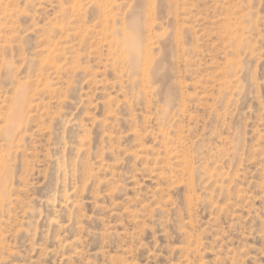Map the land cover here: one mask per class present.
Wrapping results in <instances>:
<instances>
[{
	"label": "rangeland",
	"instance_id": "1",
	"mask_svg": "<svg viewBox=\"0 0 264 264\" xmlns=\"http://www.w3.org/2000/svg\"><path fill=\"white\" fill-rule=\"evenodd\" d=\"M0 181V264H264V0H0Z\"/></svg>",
	"mask_w": 264,
	"mask_h": 264
},
{
	"label": "bare ground",
	"instance_id": "2",
	"mask_svg": "<svg viewBox=\"0 0 264 264\" xmlns=\"http://www.w3.org/2000/svg\"><path fill=\"white\" fill-rule=\"evenodd\" d=\"M132 24H133V23H132ZM134 25H135V24H134ZM130 26H131V25H130ZM134 27L136 28V26H134ZM130 28H132V26H131ZM131 30H133V29H131ZM133 31H134V30H133ZM136 31H137V30H136ZM128 33H129V32H128ZM131 33H132V32H130L129 35H131ZM135 34H136V33H135ZM127 36H128V35H127ZM132 36H133V33H132ZM135 36H137V34H136ZM133 37H134V36H133ZM133 37H131V38H133ZM138 37H139V36H138ZM138 37H137V38H138ZM127 38H128V37H127ZM135 38H136V37H135ZM137 38H136V39H137ZM136 39H135V40H136ZM125 40H126V39H125ZM135 40H134V38H133V41H135ZM137 40H138V39H137ZM133 41H132V43H131L129 40H128V42H127V40H126V42H127V48H128V51H129V55H134V56H135L139 50L137 49L138 47H136L137 43L135 44V42H133ZM139 45H140V44H139ZM125 48H126V47H125ZM127 48H126V49H127ZM137 50H138V51H137ZM52 52H53V51H52ZM130 59H132L131 56H130ZM136 59H137V58H136ZM137 60H138V59H137ZM134 65H135V64H134ZM136 66H137V65H136ZM134 68L137 69L138 67H137V68L134 67ZM21 92H22V91H21ZM21 99H22V98H21ZM22 102H23V101H22ZM20 103H21V102H20ZM20 103H19V104L17 103L19 106H17L16 113H14L13 117H10V118H11V120H10V122H9V130H10V131H11V129L13 130V128L16 127L17 124H18V121H19V118H20V117L18 118V116H19L20 114L18 115L17 112H18V108H20V105H21ZM8 121H9V120H8ZM6 130H7V128H6ZM7 134H8V133H7ZM1 179H2V178H1ZM0 182H1V181H0ZM0 184H1V183H0ZM0 186H1V185H0Z\"/></svg>",
	"mask_w": 264,
	"mask_h": 264
}]
</instances>
